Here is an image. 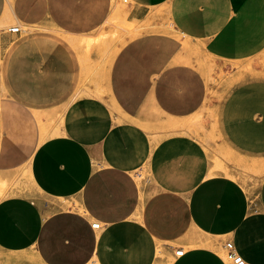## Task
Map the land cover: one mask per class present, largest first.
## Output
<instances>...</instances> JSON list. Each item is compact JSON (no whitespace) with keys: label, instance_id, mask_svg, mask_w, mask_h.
Instances as JSON below:
<instances>
[{"label":"crops","instance_id":"1","mask_svg":"<svg viewBox=\"0 0 264 264\" xmlns=\"http://www.w3.org/2000/svg\"><path fill=\"white\" fill-rule=\"evenodd\" d=\"M154 7L205 54L244 71L219 127L262 173L253 184L210 174L197 138L153 134L121 93L123 114L106 95L67 101L79 49L54 24H30L38 33L8 38L0 70L1 253L37 246L47 264H229L232 241L246 264H264V0H130L128 16ZM6 11L0 0V21ZM34 192L61 200L56 216L45 219Z\"/></svg>","mask_w":264,"mask_h":264},{"label":"rangeland","instance_id":"2","mask_svg":"<svg viewBox=\"0 0 264 264\" xmlns=\"http://www.w3.org/2000/svg\"><path fill=\"white\" fill-rule=\"evenodd\" d=\"M4 1L7 11L3 16V25H0V70L8 49L13 45L8 43L11 36L37 34L36 29H28L30 24L35 27L54 24L63 33L73 35L76 40L79 38L82 43L79 56L73 53L76 79L67 101L88 93L98 97L106 95L113 102V109L123 114L115 103V97L121 93L129 100L130 107L133 102H139L137 113L142 117L140 124L153 134H190L207 151L211 170L217 169L220 164L226 174H235L242 181L252 184L256 182L253 176L263 171L257 167L258 158L235 150L219 127L221 105L230 89L245 78L244 71L235 73L233 63L205 55L202 46L181 34L170 23L167 14L155 20L147 19V14L138 20L131 19L128 16L130 0ZM124 19L139 23V28H143L131 40L127 38V33L119 30ZM11 26L19 27L17 34L9 31ZM125 38L128 40L125 41ZM194 52L197 55H192ZM261 57L264 65V52ZM250 64L248 62L241 67L247 70L251 68ZM4 93L1 92L2 95ZM193 95L195 101L192 100ZM33 197L43 208L45 219L56 216L58 208L61 209V200L44 197L37 192L33 193ZM2 255L4 259H1ZM7 255L0 252V264H47L37 246L21 254Z\"/></svg>","mask_w":264,"mask_h":264},{"label":"bare ground","instance_id":"3","mask_svg":"<svg viewBox=\"0 0 264 264\" xmlns=\"http://www.w3.org/2000/svg\"><path fill=\"white\" fill-rule=\"evenodd\" d=\"M162 7V6H161ZM164 7H165V5H164ZM155 8V7H154ZM166 8V7H165ZM156 9V8H155ZM159 10V9H158ZM157 9H156V11L154 10L153 12H150V14L148 15V17H147V19H149V20H155V19H157L158 17H160L161 15H163L162 14V12H164L165 13V11H158ZM166 10V9H165ZM125 11V10H124ZM152 11V10H151ZM167 12V11H166ZM121 16H122V14H121ZM120 16V17H121ZM124 16V15H123ZM122 16V17H123ZM124 18V17H123ZM108 21V20H107ZM117 22V21H116ZM148 23H149V21H147ZM3 21L1 20L0 21V25L2 26L3 25ZM171 23V22H170ZM111 24V23H110ZM120 24V23H119ZM137 24H139V23H137ZM137 24H135V23H133V22H127L125 19L123 20V22H121V29H119V30H121V31H124L125 33H127L128 34V36H127V38H129V39H131V38H133V37H135V36H137V35H139V33H140V29L142 28V27H140L139 28V25H137ZM142 24V23H141ZM114 25H118V24H114ZM164 25V24H163ZM118 26H120V25H118ZM142 26V25H141ZM158 26V25H157ZM11 27H13V26H11ZM10 27V28H11ZM116 27V26H115ZM163 27V26H162ZM118 28V27H117ZM157 28V27H156ZM161 28V27H160ZM143 29V28H142ZM118 30V29H117ZM165 30L167 31V29L165 28ZM176 30V29H175ZM166 31H164V32H166ZM170 32V31H169ZM118 33V32H117ZM120 33H122V32H120ZM142 33V32H141ZM67 40H69L70 42H71V44L73 45V46H75L77 49H80L81 47H80V45L82 44V43H80V41H79V38H78V40H76V38H73L72 36H70V35H68V34H62ZM83 36H86V35H83ZM103 36V35H102ZM76 37V36H75ZM89 37V36H88ZM121 37H123V36H121ZM104 37H102V39H103ZM114 38V37H113ZM127 38H125V41H127L128 39ZM80 39H82V38H80ZM92 39V38H91ZM90 40V39H89ZM100 40V39H99ZM105 40H106V38H105ZM90 42H92V41H90ZM99 42V41H98ZM93 43V42H92ZM84 44V43H83ZM122 44V43H121ZM85 45V44H84ZM94 45H96V44H94ZM118 45V44H117ZM121 46V45H120ZM80 47V48H79ZM85 47V46H84ZM188 47H190V46H188ZM90 48V47H89ZM94 48V47H93ZM95 48H97L96 46H95ZM101 48V47H100ZM186 48V47H185ZM191 48V47H190ZM196 48V47H195ZM188 49V48H187ZM193 50V49H192ZM117 51V50H116ZM83 52H84V50H83ZM113 52H115V51H113ZM116 53V52H115ZM195 54H192V55H197L196 54V52H194ZM114 54V53H113ZM85 55V54H84ZM206 55V54H205ZM204 55V56H205ZM188 57V56H187ZM194 57V56H193ZM196 57V56H195ZM191 58V57H190ZM108 59H110V58H108ZM188 59V58H187ZM202 59H204V58H202ZM208 59V58H207ZM212 59V58H211ZM186 60V59H185ZM192 60V59H191ZM189 61H190V59H189ZM195 61V60H194ZM109 62V61H108ZM209 62V64H210V61H208ZM194 63V62H193ZM196 63L198 64V62L196 61ZM196 64V65H197ZM200 64V63H199ZM210 66V65H209ZM109 67V66H108ZM201 67H202V65H201ZM211 67V66H210ZM236 67V66H235ZM206 68H207V66H206ZM238 70H241V66L240 65H238V67H236ZM200 69V68H199ZM204 71V70H203ZM222 72V71H221ZM209 73H210V71H209ZM203 75H205V74H203ZM233 75H234V73H233ZM237 76V75H236ZM100 77V76H99ZM210 77V76H209ZM207 80H208V78H207ZM107 87V86H106ZM210 88V87H209ZM105 92V91H104ZM189 120V119H188ZM187 120V121H188ZM172 121H174V120H172ZM192 121V120H191ZM182 123V122H181ZM189 123H191V122H189ZM193 123V122H192ZM191 123V124H192ZM188 124V123H187ZM187 124H186V126H187ZM171 125H172V123H171ZM190 125V124H189ZM183 126V125H182ZM189 127V126H188ZM186 128V129H189V128ZM185 129V130H186ZM190 131H191V129H190ZM223 132V131H222ZM210 154V153H209ZM213 156V155H212ZM212 160H213V158H212ZM215 161V160H214ZM234 161V160H233ZM229 162V161H228ZM239 162V161H238ZM216 163H218V162H216ZM221 163V162H220ZM236 164V163H235ZM220 164H218V167H217V169H215V170H211V172H210V174H214V173H221V172H224V175L226 174V170L220 165ZM236 166V165H235ZM252 166V165H251ZM246 167H247V165H246ZM226 168V167H225ZM239 168V167H238ZM248 168V167H247ZM249 168H250V166H249ZM254 168V167H253ZM261 168V167H260ZM240 169V168H239ZM243 169V168H242ZM246 168L244 167V169L243 170H245ZM231 170V169H230ZM249 170V169H248ZM252 171H253V169H251ZM256 170H258L257 168H256ZM256 170H254L255 172H256ZM236 172V171H235ZM228 174V173H227ZM243 174V173H242ZM246 174V173H245ZM256 175V174H255ZM258 176V175H257ZM236 177V176H235ZM243 177V176H242ZM244 178V177H243ZM2 180V179H1ZM240 181H241V179H240ZM244 181V180H243ZM0 182H2V181H0ZM7 183V182H6ZM243 183V182H242ZM1 185V184H0ZM3 185V184H2ZM8 186H10V185H8ZM23 186V185H22ZM255 186V185H254ZM24 187V186H23ZM7 188V187H6ZM10 188V187H9ZM6 190V189H5ZM18 192V191H17ZM160 255H161V253H159ZM1 259H4V256L2 255V258Z\"/></svg>","mask_w":264,"mask_h":264},{"label":"built area","instance_id":"4","mask_svg":"<svg viewBox=\"0 0 264 264\" xmlns=\"http://www.w3.org/2000/svg\"><path fill=\"white\" fill-rule=\"evenodd\" d=\"M20 29L18 26H13L9 28L11 32H18ZM92 226L99 227V222H93ZM176 255H181L183 253L182 249L176 250ZM224 258L229 264H246L242 255L235 249L232 241H226L224 244Z\"/></svg>","mask_w":264,"mask_h":264}]
</instances>
